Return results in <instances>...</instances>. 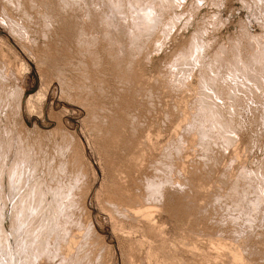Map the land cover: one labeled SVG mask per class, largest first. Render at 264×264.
Segmentation results:
<instances>
[{
  "label": "rangeland",
  "instance_id": "rangeland-1",
  "mask_svg": "<svg viewBox=\"0 0 264 264\" xmlns=\"http://www.w3.org/2000/svg\"><path fill=\"white\" fill-rule=\"evenodd\" d=\"M22 263L264 264V0H0Z\"/></svg>",
  "mask_w": 264,
  "mask_h": 264
},
{
  "label": "bare ground",
  "instance_id": "bare-ground-1",
  "mask_svg": "<svg viewBox=\"0 0 264 264\" xmlns=\"http://www.w3.org/2000/svg\"><path fill=\"white\" fill-rule=\"evenodd\" d=\"M144 12H145V11H144ZM141 17H142V16H141ZM143 18H144V17H143ZM147 19H148V18H147ZM147 19H146V20H147ZM149 19L151 20V18H149ZM141 20H144V19H141ZM151 21H152V20H151ZM121 39H122V38H121ZM197 48H198V47H197ZM135 56H136V55H135ZM122 63H123V62H122ZM171 79H172V78H171ZM31 96H32V94H30V95L28 96V100L31 99V98H30ZM29 98H30V99H29ZM26 101H27V100H26ZM31 102H32V101H31ZM23 106H24V105H23ZM27 106H28V105H27ZM28 111H29V110H28ZM17 166H18V165H17ZM19 224H20V223H19ZM19 224H18V225H19ZM24 229H25V228H24ZM16 230H17V228H16ZM25 234H26V233H25ZM20 235H21V234H20ZM23 235H24V234H23ZM24 237H25V236H23L22 238H24ZM23 240H24V239H23ZM25 240H26V239H25ZM25 240H24V241H25ZM29 241H31V239H30ZM20 242H21V241H20ZM27 242H28V241H27ZM21 243H22V242H21ZM23 244H24V243H23ZM30 244H31V243H30ZM25 245H26V244H25ZM18 247H19V246H18ZM20 247H21V246H20ZM16 248H17V247H16ZM18 249H19V248H18ZM26 250H27V249H25V251H26ZM20 251H21V250H20ZM31 251H32V250H31ZM21 252H22V251H21ZM21 252H20V253H21ZM16 258H17V257H16ZM22 259H23V258H22ZM27 259H28V258H27ZM17 260H18V259H17ZM22 264H23V263H22Z\"/></svg>",
  "mask_w": 264,
  "mask_h": 264
}]
</instances>
